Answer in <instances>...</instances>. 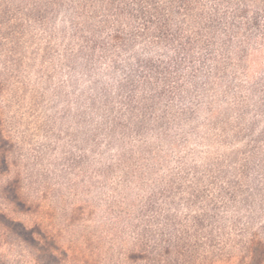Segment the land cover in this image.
<instances>
[{
	"label": "trees",
	"instance_id": "trees-1",
	"mask_svg": "<svg viewBox=\"0 0 264 264\" xmlns=\"http://www.w3.org/2000/svg\"><path fill=\"white\" fill-rule=\"evenodd\" d=\"M0 84L2 186L23 162L37 196L90 211L99 252L264 250V0H0ZM16 222L0 209V235Z\"/></svg>",
	"mask_w": 264,
	"mask_h": 264
},
{
	"label": "rangeland",
	"instance_id": "rangeland-1",
	"mask_svg": "<svg viewBox=\"0 0 264 264\" xmlns=\"http://www.w3.org/2000/svg\"><path fill=\"white\" fill-rule=\"evenodd\" d=\"M10 93V89L0 84V99L7 97L9 103H13L10 100H13L14 94ZM3 144L5 143L0 138V147ZM22 163L15 161L13 167L9 168L13 180L11 184L5 186L2 184L6 178L7 168L0 167V209L18 221L7 234L0 235V264H60L59 258L49 257L40 249L37 250L39 247L42 248L48 239L50 241L54 239L69 249L82 243L80 247L82 252L90 251V256L85 259L88 261L87 264H151V260L133 263L131 259H125L119 253L120 250L115 251L114 257L99 252L95 248L96 244L87 241V235L99 233L96 228H88L85 221L90 216V211L87 212L84 206L72 207L71 199L55 202L56 200L49 195L44 198L37 196L34 187L29 185L31 183L29 174L21 168ZM23 226L29 227L41 242L23 240L21 236ZM243 252L238 254L237 250H232L222 257L201 258L192 264H264L262 247L255 246L254 249ZM176 263L177 260L173 257L159 261V264Z\"/></svg>",
	"mask_w": 264,
	"mask_h": 264
}]
</instances>
